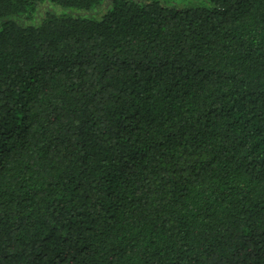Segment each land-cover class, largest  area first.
<instances>
[{"label":"trees","instance_id":"16d2710c","mask_svg":"<svg viewBox=\"0 0 264 264\" xmlns=\"http://www.w3.org/2000/svg\"><path fill=\"white\" fill-rule=\"evenodd\" d=\"M0 0V264H264V0Z\"/></svg>","mask_w":264,"mask_h":264},{"label":"rangeland","instance_id":"374dc122","mask_svg":"<svg viewBox=\"0 0 264 264\" xmlns=\"http://www.w3.org/2000/svg\"><path fill=\"white\" fill-rule=\"evenodd\" d=\"M109 1L110 0H104V4H102L101 6L89 12L85 10H81V11H73V10H65V9L61 10L59 7H56L47 1L38 8L33 19L28 20L25 17L15 18V19L25 25H29V24L37 25L44 19L46 14L51 10L66 12L76 17H85V18L99 17L108 8ZM200 3H201V0H167V1H164L162 4L168 7L170 6V7L181 9V8H185L188 6L199 5Z\"/></svg>","mask_w":264,"mask_h":264}]
</instances>
